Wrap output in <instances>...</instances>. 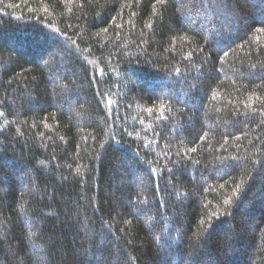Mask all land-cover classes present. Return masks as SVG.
Returning <instances> with one entry per match:
<instances>
[{
	"label": "trees",
	"instance_id": "1",
	"mask_svg": "<svg viewBox=\"0 0 264 264\" xmlns=\"http://www.w3.org/2000/svg\"><path fill=\"white\" fill-rule=\"evenodd\" d=\"M259 29L264 0H0V264H264Z\"/></svg>",
	"mask_w": 264,
	"mask_h": 264
},
{
	"label": "snow or ice",
	"instance_id": "2",
	"mask_svg": "<svg viewBox=\"0 0 264 264\" xmlns=\"http://www.w3.org/2000/svg\"><path fill=\"white\" fill-rule=\"evenodd\" d=\"M158 2L163 3L165 2V0H158ZM259 31H264V29H259ZM108 103L111 104V100H109ZM148 111L151 112L152 110L149 109ZM192 150L195 151L196 149L193 148ZM225 203H228V201H225Z\"/></svg>",
	"mask_w": 264,
	"mask_h": 264
}]
</instances>
